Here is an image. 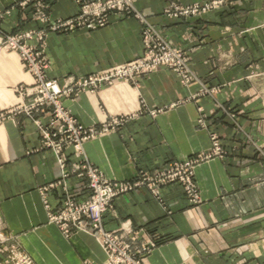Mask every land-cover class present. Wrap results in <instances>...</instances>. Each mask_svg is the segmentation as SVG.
Instances as JSON below:
<instances>
[{"label": "crops", "instance_id": "crops-1", "mask_svg": "<svg viewBox=\"0 0 264 264\" xmlns=\"http://www.w3.org/2000/svg\"><path fill=\"white\" fill-rule=\"evenodd\" d=\"M24 0H0L8 34L46 27ZM183 5L208 0H177ZM54 18L77 15V0H46ZM165 0H140L146 14L172 46L189 55L192 81L160 68L138 84L120 81L98 92L63 98L85 126L112 116L133 115L119 130L87 141L83 153L65 152L69 169L83 160L109 180L130 181L211 150L213 133L226 150L196 168L201 200L192 203L180 183L155 196L142 188L119 196L104 215L105 227L123 231L136 248L156 241L144 264H264V0H232L205 14L172 18ZM142 23L113 14L96 30L50 32L44 48L49 79L63 83L108 70L143 55ZM18 52L0 38V108L21 100L18 85H32ZM211 89L213 92H207ZM150 110H156L153 115ZM37 117L43 118L44 114ZM63 178L57 155L42 148L35 121L20 113L0 123V218L5 233L37 264H107L108 256L89 232L66 237L48 219L41 188ZM71 196L83 200L86 180L67 178ZM67 197L64 186L51 190L52 208ZM125 230L127 231H124ZM131 231L132 237L128 234ZM122 232V233H123Z\"/></svg>", "mask_w": 264, "mask_h": 264}, {"label": "built area", "instance_id": "built-area-1", "mask_svg": "<svg viewBox=\"0 0 264 264\" xmlns=\"http://www.w3.org/2000/svg\"><path fill=\"white\" fill-rule=\"evenodd\" d=\"M135 0H77L80 11L77 15L67 19H50L46 14L48 5L46 0H24L21 5H34L36 18L48 23V28L41 33L27 31L8 34L2 27L5 15L0 10V38L2 45L8 50L18 52L25 72L29 73L34 82L32 85H18L15 87L21 102L8 109L0 108V123L11 116L25 113L37 124L42 141V148L51 149L57 155L63 170V178L41 188L50 223L56 224L66 237L76 231H86L95 236L109 256V264H143L145 256L157 245L156 241L146 243L140 249H133L131 243L124 236L105 227L104 215L113 208L115 199L131 191L148 188L155 196H159V189L167 184L180 183L192 203L201 200L199 186L196 181V168L215 157H223L226 153L217 135L212 136L213 148L208 152L195 154L182 161H172L154 172L140 171L134 180H109L102 172L88 161L74 164L72 172L69 169L65 152L73 148L83 153L84 143L114 130H119L133 115L112 116L100 125L85 126L65 108L62 98L78 95L82 91L97 92L104 85H115L120 81L136 84L139 79L167 63L173 67L187 64L184 55L178 51L173 63L163 52L168 44L158 35L140 11L134 6ZM172 1V0H171ZM226 0H211L181 6L180 15L191 16L200 12L210 11L224 5ZM117 10L125 14L134 15L144 24L143 37L145 42L144 55L136 60L118 65L112 69L98 72L87 77L66 79L60 83L56 79H49L47 72L49 60L44 53V42L49 30L66 32L83 27L97 28L108 23V14ZM169 11V10H168ZM109 12V13H108ZM176 17H179L176 15ZM35 40L34 43L29 41ZM161 57V58H160ZM160 58V59H159ZM185 74L186 71L184 70ZM189 80L191 72L185 75ZM153 115L157 114L154 110ZM44 114L43 118L37 117ZM86 180L82 194L83 200L71 196L67 187V178L72 173ZM64 186L67 197L63 205L54 209L48 200L51 190ZM26 264H35L30 257H23ZM89 264V263H84Z\"/></svg>", "mask_w": 264, "mask_h": 264}, {"label": "rangeland", "instance_id": "rangeland-1", "mask_svg": "<svg viewBox=\"0 0 264 264\" xmlns=\"http://www.w3.org/2000/svg\"><path fill=\"white\" fill-rule=\"evenodd\" d=\"M140 0H135L133 3H134V6L136 7V9L138 10V11H140L144 16H146V14L144 13V12H142L138 7H137V3L139 2ZM166 2H168V6H167V8H166V14L168 15V16H170V17H172V18H184V17H188V16H183V15H180V13H183V10L182 9H180V7L181 6H184L183 4H181V3H178V1L177 0H165ZM208 1H211V0H208ZM206 2V1H205ZM197 3H203V2H197ZM232 3V0H226V3L224 4V5H221V6H219V7H216V8H213L212 10H215V9H219V8H222V7H224V6H226V5H228V4H231ZM190 5V4H189ZM186 6V5H185ZM169 10V11H168ZM212 10H210V11H212ZM210 11H206V12H200V13H197V14H194V15H200V14H205V13H207V12H210ZM109 13V12H108ZM46 14H47V16L50 18V19H60V18H54V17H52L51 16V14L49 13V6L47 7V9H46ZM113 14H117V15H120V16H127V17H133V18H136V19H138L141 23H142V36H143V30H144V24H143V22H142V20H140L139 18H137L136 16H134V15H129V14H125V13H122V12H120V11H117V10H112V12H110L109 14H108V23L107 24H105V25H103V26H101V27H97V28H89V27H83V28H79V29H86V30H96V29H99V28H103V27H105V26H107L108 24H109V22H110V17L113 15ZM176 15H178L179 17H176ZM146 18H147V16H146ZM148 22H149V24L152 26V28H153V30H155V32L158 34V35H160L161 37H162V39L168 44V49L167 50H165L164 52H163V55H164V57H166V58H168L169 60H170V62L171 63H173V60H175V58H177V56L175 55L178 51H180L183 55H184V58L187 60V64L186 65H183V66H178V67H173L172 65H167V63H165V64H162V65H160V66H158V67H156L157 69H155L154 71H152V72H150L148 75H144V76H142L140 79H139V81L142 79V78H144V77H146V76H149L150 74H152L153 72H155V71H157V70H159L160 68H163V67H167V68H171V69H173V70H175V71H177L178 72V74H179V76L181 77V80H182V83L183 84H185V85H188V84H190L191 83V81H192V78L189 80L188 78H185V75H189V71L191 72V70H190V67H189V55H188V52L187 51H185L184 49H179V48H175L174 46H172L171 44H170V42L157 30V28L154 26V24H152L151 23V21L147 18L146 19ZM2 23V22H1ZM2 25V24H1ZM45 25H46V29L48 28V23L46 22L45 23ZM44 28V29H45ZM77 30V29H76ZM33 31V30H32ZM40 31H42V29H40V30H36V33H41ZM71 31H73V30H71ZM71 31H66V32H71ZM50 32H60V31H51V30H49L47 33L49 34ZM22 33V32H21ZM24 33V32H23ZM61 33H65V32H61ZM48 34H47V36H48ZM47 36L45 37V42H44V48H45V45H46V42H47ZM35 42V40H31V41H29V43H34ZM143 44L145 45V42H144V37H143ZM144 51H145V47H144ZM144 51H143V55H144ZM45 53V52H44ZM142 55V56H143ZM46 56V55H45ZM141 56V57H142ZM47 57V56H46ZM140 57V58H141ZM161 58V57H160ZM159 58V59H160ZM48 59V58H47ZM139 59V58H138ZM133 61V60H132ZM128 62H130V61H128ZM126 63V62H125ZM122 64H124V63H122ZM118 65H121V64H118ZM118 65H116V66H118ZM116 66H114V67H116ZM49 67H50V63H49ZM114 67H112V68H114ZM112 68H110V69H112ZM109 70V69H108ZM184 70L186 71V74H185V72H184ZM106 71V70H105ZM102 72V71H101ZM98 73V72H97ZM95 74V73H94ZM90 75H92V74H90ZM90 75H87V76H90ZM87 76H83V77H87ZM191 76L193 77V75H192V72H191ZM71 78H73V77H69V78H67V79H71ZM34 80V79H33ZM66 80V79H65ZM64 80V81H65ZM34 82V81H33ZM139 82H137L136 84H138ZM135 84V83H134ZM106 86H109V85H104L103 87H106ZM111 86H113V85H111ZM102 87V88H103ZM101 88V89H102ZM207 92H213V90H211V89H205ZM82 92H92V91H82ZM81 92V93H82ZM98 92V91H97ZM81 93H79L78 95H76V94H73V95H71V96H66V97H63V98H77ZM62 98V99H63ZM62 103H63V101H62ZM64 105V104H63ZM66 108V107H65ZM67 109V108H66ZM67 110H69V109H67ZM70 111V110H69ZM152 111H154V110H150V112H152ZM71 112V111H70ZM110 119V118H109ZM5 121V120H4ZM105 123V122H104ZM213 135H217L218 137H219V141H220V143L222 144V142H221V139H220V136L218 135V134H216V133H213L212 134V136ZM212 136H211V139H212ZM87 142V141H86ZM85 142V143H86ZM85 143H84V145H85ZM222 147H223V145H222ZM213 148V140H212V147H211V149ZM69 149V148H68ZM223 149H224V147H223ZM225 150V149H224ZM208 152V151H207ZM225 152H226V150H225ZM226 155V153L224 154V156ZM223 156V157H224ZM216 158V157H215ZM222 158V157H221ZM213 159V158H212ZM137 190H139V189H137ZM134 191H136V190H134ZM131 192H133V191H131ZM130 193V192H129ZM126 194H128V193H126ZM125 195V194H124ZM120 196H122V195H120ZM119 197V196H118ZM117 197V198H118ZM113 206H114V204H113ZM113 209V208H112ZM111 209V210H112ZM111 210H109V211H111ZM53 224V223H52ZM60 229V228H59ZM107 229V228H106ZM61 230V229H60ZM108 230V229H107ZM109 231H112V230H109ZM124 231H126L125 230V228H124ZM77 232V231H76ZM118 235H122V236H124L125 237V239H128L127 238V236H126V234H124V232L122 233L121 231H118V230H116L115 231ZM127 232V231H126ZM130 233V234H129ZM91 234V233H90ZM128 234L132 237V233H131V231H129L128 232ZM132 234V235H131ZM73 235V234H72ZM71 237V236H70ZM95 237V236H94ZM96 238V237H95ZM97 239V238H96ZM98 240V239H97ZM99 241V240H98ZM128 243H129V240L127 241ZM99 243H100V241H99ZM131 243V242H130ZM150 243V242H149ZM101 244V243H100ZM131 245H132V243H131ZM145 245V244H144ZM102 246V245H101ZM133 246V245H132ZM142 248V247H141ZM104 249V248H103ZM133 249H140V248H136L135 246H133ZM105 251V250H104ZM106 252V251H105ZM107 254V253H106ZM149 254V253H148ZM24 256H26V257H30L33 261H34V263L35 264H37L36 263V261H35V259L31 256V255H29V254H27V253H25V252H23L21 249H20V246L17 244V243H15V241H14V237L12 236V235H9V234H7V233H5V231H4V229H3V224H2V222H1V218H0V264H26L27 262L25 261V260H23V257ZM107 256H108V254H107ZM84 263H89V264H93L92 262H90V261H85V262H83L82 264H84ZM107 264H109V256H108V262H107ZM144 264V263H143Z\"/></svg>", "mask_w": 264, "mask_h": 264}]
</instances>
